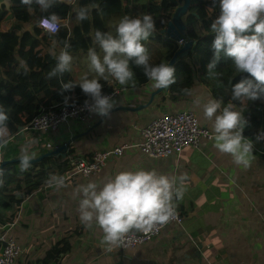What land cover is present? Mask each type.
<instances>
[{
    "label": "crops",
    "instance_id": "0c3cea01",
    "mask_svg": "<svg viewBox=\"0 0 264 264\" xmlns=\"http://www.w3.org/2000/svg\"><path fill=\"white\" fill-rule=\"evenodd\" d=\"M78 1L57 0L47 13H41L36 6L29 10L20 0H11L9 9L5 8L8 14L3 30H8L10 37L24 31L29 33L37 39L35 49L41 55L50 53L49 49L55 42L58 53L64 44L57 41L54 35L38 28L37 20L51 13L60 15L65 21L61 29H68L69 38L72 26L79 22L76 16ZM116 4H121L119 10L102 13L106 31L114 32L111 25L124 16L127 8L123 0H106L100 6L101 10H105ZM162 37L164 39L163 34L159 37L153 34L143 43L148 48ZM91 41L90 48L95 47L99 52L94 38L91 37ZM89 49L71 53V71L65 72V76L77 82L88 72ZM20 64L23 70L29 65L24 60ZM92 75L89 73L90 77ZM108 81L116 82L111 78ZM116 83L118 85L114 89L118 92L113 97L115 106H136L147 101L150 92L155 89L150 81L134 88ZM168 102L167 98L158 97L151 106L134 112L132 116H125L123 119L129 117L134 122L130 132L124 130L120 135L114 133L118 123L110 115L112 113L108 114L110 116L107 115L99 125L69 144L65 156L69 152L70 155L88 156L95 150L117 145L120 139H129L125 142L137 139L138 127L146 125L156 114L175 111L176 108L169 106ZM237 110L243 112L248 122L243 136L253 142V157L248 166L237 165L229 154L219 152L214 146V137L205 140L199 148L183 149L178 156L151 159L140 153L142 157L132 164L131 170L155 169L170 178L187 175L183 198L174 200L176 209L183 216L181 224H169L146 244L125 250L115 245L111 250H105L106 246L101 243V230L96 226L87 230L80 221V196L76 194L79 180L65 173L62 175L65 179L62 187L56 188L46 183L20 204L14 226L9 231L23 248L14 264H264V158L261 153L264 151V141L257 140L258 132L264 128V114L248 103ZM100 118V115L93 116L88 122L70 119L55 131L35 135L15 132L16 138H12L14 135L11 134L9 144L15 139L20 153L22 147L26 146L32 151L29 153L36 156L49 149L46 142L52 146L62 144L72 135L86 131ZM19 135L23 139L17 140ZM36 137L42 140L38 148L31 144ZM120 158H110L109 161L118 163ZM103 172L104 168L99 175ZM116 172L115 168L111 169L109 177ZM93 182L102 183V179L98 176ZM63 237L68 238L70 251L56 261L47 260L46 251Z\"/></svg>",
    "mask_w": 264,
    "mask_h": 264
},
{
    "label": "clouds",
    "instance_id": "9594fccd",
    "mask_svg": "<svg viewBox=\"0 0 264 264\" xmlns=\"http://www.w3.org/2000/svg\"><path fill=\"white\" fill-rule=\"evenodd\" d=\"M29 10L33 6L47 13L57 0H20ZM219 14L210 25L214 39L211 43L213 59L207 65L210 76L221 54L232 60L237 73H247L251 77L231 85L232 100L255 101L264 97V0H218ZM89 9L77 10L78 20L88 18ZM65 21L60 15H42L37 21L39 27L50 35L57 34ZM113 31L96 30L94 44L87 54L88 72L77 82L61 81V94L77 86L85 96V107L100 116H107L115 106L112 97L103 94L101 80L114 79L122 86H136L135 74L130 62L142 68L144 76L156 89H167L176 82L175 68L167 61L150 63L151 56L146 41L156 32V24L151 14L143 13L135 17L124 15L112 25ZM67 43L56 51V43L49 49L56 60L48 78L63 76L71 71L73 57ZM89 73H93L91 77ZM222 83V81L220 82ZM181 92L190 95L189 89ZM68 97H65L67 103ZM199 103V100L196 101ZM204 116L213 121L214 146L229 154L237 165L248 166L253 157V142L243 136L247 121L237 105L222 100L209 99L203 104ZM9 116L5 106L0 105V150L9 144ZM261 137L258 134L257 140ZM25 149L18 157L21 172L31 167L35 159ZM4 169L0 168V185L3 184ZM187 175L169 177L155 169L138 168L121 170L102 183L88 182L80 185L76 194L79 199L80 221L86 228L98 227L102 232L101 243L105 250L122 244L129 234L149 233L157 226L170 222L176 215L175 201L183 198L186 191ZM46 183L52 187H62L65 179L61 175L50 174Z\"/></svg>",
    "mask_w": 264,
    "mask_h": 264
},
{
    "label": "trees",
    "instance_id": "16d2710c",
    "mask_svg": "<svg viewBox=\"0 0 264 264\" xmlns=\"http://www.w3.org/2000/svg\"><path fill=\"white\" fill-rule=\"evenodd\" d=\"M104 1L106 0H79L77 10L81 7H87L89 9L88 18L79 20L72 26V34L69 38H67V28L61 29L54 35L61 44L67 43L69 45L70 54L89 49L92 45L91 37L94 38L95 31H106L102 13L121 8V4H116L109 9L101 10L100 6ZM123 4L127 8L124 15L135 17L143 13L151 14L155 20L156 31L166 25L171 14V5L167 0L161 2L160 0H123ZM97 5L98 8H96ZM216 5L218 6V0ZM7 14L8 10L0 8V105L7 109L9 136L13 134L12 138H16V133L22 125L43 110L61 103L65 97H68V102H84L90 98L85 96L78 86L61 94V81H75L72 77L64 74L49 79L48 74L55 67L56 60L50 53L41 55L40 51L35 49L37 39L29 33L24 31L22 34H14L10 37L9 31L3 30ZM213 20L214 18L197 20L193 16H187L188 35L197 40L191 51L190 60L193 59V62L182 58L173 65L176 82L170 85L166 92L160 93L159 98H167L171 102L184 99L187 95L183 94L181 89L187 88L191 91L195 78H197L199 82L205 83L211 88L213 99L222 100V106L231 102L236 104L237 108L246 103L252 107L253 105L264 107V102L261 101L264 97L255 101L244 100L239 102L232 100L231 85L251 77L247 73H237L232 65V60L224 56L223 53L216 62V68L212 70L221 75L214 77L208 74L207 65L213 59L211 43L215 34H212L210 30ZM194 21H197V24L194 25ZM164 41H166L164 45L154 42L148 47L151 56L150 63L168 62L171 58L176 50V44L174 45L168 39ZM21 60H24L27 65L29 64L24 70L20 64ZM130 67L135 74L136 86L149 82L144 76L142 68L131 62ZM221 81L222 83H220ZM100 82L103 86V93L113 90L118 85L116 82L103 80ZM14 140L12 144L10 143L11 145L9 144L6 149H3L0 162L2 159L20 156L19 146ZM68 154L63 158L61 156L43 158L39 163L32 164L24 172L20 171L19 162L8 163L3 166V184L0 185V226L11 223L17 218L20 204L24 198L46 184L50 174L62 176L70 171L68 160L70 156L75 154L70 155V152ZM70 249L71 244L68 238L63 237L46 251L45 258L56 261L58 257L65 255Z\"/></svg>",
    "mask_w": 264,
    "mask_h": 264
},
{
    "label": "built area",
    "instance_id": "2783aa9c",
    "mask_svg": "<svg viewBox=\"0 0 264 264\" xmlns=\"http://www.w3.org/2000/svg\"><path fill=\"white\" fill-rule=\"evenodd\" d=\"M37 27L42 29L38 24ZM117 92L116 89H113L103 94L113 99ZM84 102L67 101L65 103L64 100L55 104L35 115L29 122L22 125L18 132L35 135L43 130L55 131L61 124L70 119L88 122L92 118L93 112L85 107ZM89 103H91L90 99ZM137 131V139L122 142L104 150H95L89 155V158L83 155L70 156L68 177L80 175L83 178H88L91 175H97L102 172L110 158H120L130 149L136 150L151 159L167 158L178 156L185 148H199L205 140H211L214 137V133L205 125H201L195 113L190 109L156 114L146 125L138 127ZM258 134L260 139L264 141V128ZM46 147L52 148L53 146L50 142H46ZM1 153L2 151H0V158ZM261 153L264 158V151ZM182 221L183 216L176 209L175 217L166 225L157 226L149 233L129 234L124 242L117 246L125 250L146 244L157 237L169 224H181ZM14 223L15 220L0 227V264H14L23 250L9 233Z\"/></svg>",
    "mask_w": 264,
    "mask_h": 264
},
{
    "label": "water",
    "instance_id": "95a60500",
    "mask_svg": "<svg viewBox=\"0 0 264 264\" xmlns=\"http://www.w3.org/2000/svg\"><path fill=\"white\" fill-rule=\"evenodd\" d=\"M162 1V0H160ZM173 6V10L171 11L170 17L166 22V25L159 30V33L163 34L164 37L172 42L178 44V48L174 51L171 58L168 60L170 66H173L179 59L186 57L189 54V51L195 42L194 38L190 37L187 32V22L186 18L189 15V6L191 0H167ZM11 0H0V8L9 9ZM167 89H154L150 92L147 101L140 103L136 106L129 105H118L113 107L110 113L116 111H130L137 112L142 110L143 108L151 106L155 100L158 99L159 94L166 92ZM109 113V114H110ZM106 116H101V118L89 127L86 131L78 133L76 135H72L69 137L64 143L56 144L52 148L47 149L36 155L35 159L31 161V164L39 163L43 158L53 157V156H61L65 157L67 148L69 144H71L75 139L80 136L87 134L92 128L99 125ZM18 157H11L9 159H2L0 162V168H3L5 164L19 162Z\"/></svg>",
    "mask_w": 264,
    "mask_h": 264
},
{
    "label": "rangeland",
    "instance_id": "374dc122",
    "mask_svg": "<svg viewBox=\"0 0 264 264\" xmlns=\"http://www.w3.org/2000/svg\"><path fill=\"white\" fill-rule=\"evenodd\" d=\"M154 35H156V36L159 37L160 36V33L158 34L157 31H156L154 33ZM166 41H164V39L162 37V40L156 41L155 43L164 45V42H166ZM187 60H190V59H187ZM204 85L205 86H203V84L201 82H199L197 80V78H195V84H194V86L192 87V89L190 91L191 92L190 95H187L184 99L178 100L176 102H171V100L168 99L169 100L168 103H170L169 106H174V108H176L174 110H183V109H190V110H192L195 113V115L197 116V118L199 120V123L201 125H206L211 132H214L213 131V127H212L213 121L208 120L204 116V113H203V104L205 102H207L209 99H213L212 96H211V94H210L211 88L209 86H207L205 83H204ZM197 100H199V103L196 102ZM118 101H116V102L118 103ZM261 101L264 102V98L261 99ZM253 107H255L256 110H261L262 114H264V107H262V106H254V105H253ZM133 113L134 112H129V111H116V112L110 114V115H113V117L115 118V122L118 123L117 124V129L115 130L114 133H118V135H120L124 130L127 131V132H130L131 131V125L134 122V119H129V117L126 118V119H123V118L125 116H132ZM97 115L98 114H96V113L93 112V116L94 117H96ZM110 115H108V116H110ZM93 116H92V118H93ZM46 132H48V131L43 130L41 133H46ZM22 134L29 135V134H26V133H22ZM19 139H23V138L20 137V135H19V137L17 138V140H19ZM127 140H129V139H120L119 142H118V144H120L122 142H125ZM40 142H42V140H40L38 137H36V138L33 139V141L31 142V144H33V146H35V148H38V145L40 144ZM25 149H27L28 152H32L30 150V148H27L26 146H23L22 147L21 152H23ZM140 157H142L140 155V153H138L137 151H135L133 149H130L128 152H126L124 154L123 157L120 158V161L118 163H115L113 161H109L110 160L109 159L107 161V163H106V166L104 167V172L102 174H100V175L99 174L98 175H91L88 178H83L80 175H76L74 177H76L75 178L76 180H79L78 181L79 186L80 185H83V184H87L88 182H93L96 178H98V176L101 177L102 182H103V181H105L109 177V174H110L111 169L115 168L117 171H121V170H131L132 164H134L135 162H137L140 159ZM98 183H101V182H98ZM80 198H81V196H80ZM55 202H57V201H55ZM84 230H86V229H84ZM87 230H89V229L87 228ZM15 240L17 241L16 238H15ZM128 249H131V248H128ZM115 251L117 252L118 249L115 248ZM125 253H127V251H125ZM102 264H106V263L102 262ZM237 264H239V263H237Z\"/></svg>",
    "mask_w": 264,
    "mask_h": 264
},
{
    "label": "flooded vegetation",
    "instance_id": "af4514ba",
    "mask_svg": "<svg viewBox=\"0 0 264 264\" xmlns=\"http://www.w3.org/2000/svg\"><path fill=\"white\" fill-rule=\"evenodd\" d=\"M161 2V1H160ZM217 0H191L190 6H189V16H193L194 18H196L197 20H207L208 18H216V16L219 14V7L216 5ZM170 3V2H169ZM171 5V11L173 10V6ZM202 16V17H201ZM197 24V21H194V25ZM213 34V33H212ZM195 42L193 43L189 54L184 57V59H190V57H192L191 55V51L194 48L197 40L194 39ZM172 42V41H171ZM173 44L175 45L176 43L173 42ZM178 44H176V49L178 48ZM182 59V58H181ZM180 60V59H179ZM188 61H192V60H188Z\"/></svg>",
    "mask_w": 264,
    "mask_h": 264
}]
</instances>
